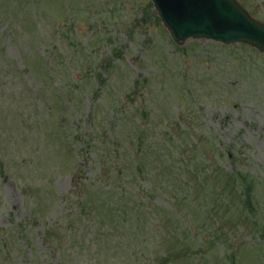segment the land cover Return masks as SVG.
I'll use <instances>...</instances> for the list:
<instances>
[{"label":"rangeland","instance_id":"rangeland-1","mask_svg":"<svg viewBox=\"0 0 264 264\" xmlns=\"http://www.w3.org/2000/svg\"><path fill=\"white\" fill-rule=\"evenodd\" d=\"M151 3L0 0V264H264V54Z\"/></svg>","mask_w":264,"mask_h":264},{"label":"water","instance_id":"water-1","mask_svg":"<svg viewBox=\"0 0 264 264\" xmlns=\"http://www.w3.org/2000/svg\"><path fill=\"white\" fill-rule=\"evenodd\" d=\"M153 4L177 43L190 38L245 43L264 53V23L237 0H153Z\"/></svg>","mask_w":264,"mask_h":264}]
</instances>
